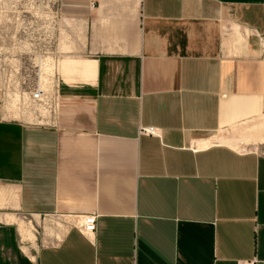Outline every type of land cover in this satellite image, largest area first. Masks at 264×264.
Here are the masks:
<instances>
[{"label":"crops","instance_id":"1","mask_svg":"<svg viewBox=\"0 0 264 264\" xmlns=\"http://www.w3.org/2000/svg\"><path fill=\"white\" fill-rule=\"evenodd\" d=\"M54 1L56 126L0 99V264H264V0Z\"/></svg>","mask_w":264,"mask_h":264},{"label":"built area","instance_id":"2","mask_svg":"<svg viewBox=\"0 0 264 264\" xmlns=\"http://www.w3.org/2000/svg\"><path fill=\"white\" fill-rule=\"evenodd\" d=\"M28 1L31 12L24 10V0H0V99L12 119L32 126L55 127L60 96L54 30L59 16L54 0ZM24 48L34 69L30 83L20 77V60L24 54L19 55L18 51ZM140 132L157 135L151 127ZM95 218L94 215L73 218V223L83 234L93 235Z\"/></svg>","mask_w":264,"mask_h":264},{"label":"rangeland","instance_id":"3","mask_svg":"<svg viewBox=\"0 0 264 264\" xmlns=\"http://www.w3.org/2000/svg\"><path fill=\"white\" fill-rule=\"evenodd\" d=\"M23 8H24V10L26 12L27 11H29V12L32 11L31 4H30V2L28 0H24ZM18 54L19 55H23L24 54L21 57L22 59L20 60L21 61V70H22L20 77L25 81V83H28V82L30 83L34 79V69H33V67L30 66L29 58L25 56V55H27V51L24 48L22 50H19ZM18 54H16V55H18ZM56 60L58 61V58ZM31 72H33V74ZM236 142H237V145H238L239 144L238 141H236ZM246 143L255 144V143H258V141H251V142H246ZM225 144L231 146L236 151H240V150L246 151V150H248V147H245V146H242V147L234 146L233 147V145H230L228 143H225ZM250 148L251 149H256L257 147H249V149ZM259 151L261 153H264V146L263 147L261 146L259 148Z\"/></svg>","mask_w":264,"mask_h":264},{"label":"bare ground","instance_id":"4","mask_svg":"<svg viewBox=\"0 0 264 264\" xmlns=\"http://www.w3.org/2000/svg\"><path fill=\"white\" fill-rule=\"evenodd\" d=\"M56 73H57V64H56ZM264 117V116H263ZM253 119V118H252ZM256 119V118H255ZM255 119H253V120H255ZM258 119H260V118H258ZM264 119V118H263ZM262 121V120H261ZM246 122V121H245ZM258 123H259V120H258ZM256 124V123H255ZM260 124V123H259ZM259 124H257V125H259ZM261 125V124H260ZM253 126V125H252ZM244 127V126H243ZM247 127V126H246ZM255 127V126H254ZM261 127V126H260ZM248 129H249V127H248ZM251 129V128H250ZM253 129V128H252ZM240 130V129H239ZM254 130V129H253ZM242 132V131H241ZM244 132V131H243ZM218 143L220 142V143H228L227 141H222V140H219V141H217ZM228 144H230V145H233V147L234 146H237V142L236 141H233L232 143H228Z\"/></svg>","mask_w":264,"mask_h":264}]
</instances>
